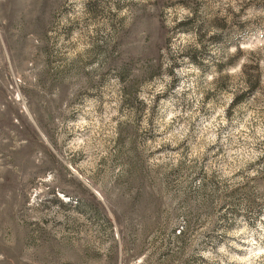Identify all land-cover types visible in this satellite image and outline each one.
<instances>
[{
  "label": "rangeland",
  "instance_id": "374dc122",
  "mask_svg": "<svg viewBox=\"0 0 264 264\" xmlns=\"http://www.w3.org/2000/svg\"><path fill=\"white\" fill-rule=\"evenodd\" d=\"M0 264H264V0H0Z\"/></svg>",
  "mask_w": 264,
  "mask_h": 264
}]
</instances>
